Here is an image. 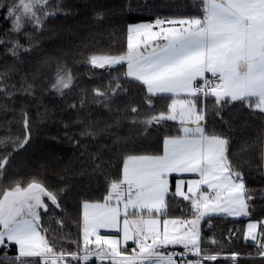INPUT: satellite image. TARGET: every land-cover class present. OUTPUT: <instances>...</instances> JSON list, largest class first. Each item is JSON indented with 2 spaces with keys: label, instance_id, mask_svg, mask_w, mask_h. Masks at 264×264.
Returning <instances> with one entry per match:
<instances>
[{
  "label": "snow or ice",
  "instance_id": "6c2138e0",
  "mask_svg": "<svg viewBox=\"0 0 264 264\" xmlns=\"http://www.w3.org/2000/svg\"><path fill=\"white\" fill-rule=\"evenodd\" d=\"M193 3L195 14L128 24L126 48L87 58L92 69H107L109 76L112 71L119 73L104 88L93 89L91 103L111 110L113 99L132 97L125 110L130 126L146 136L162 135L137 151L112 132L119 120L103 128L86 125L80 131L81 138L96 141L94 153L88 144L78 141L77 146L91 157L92 173L103 177L99 197L83 199L77 206L81 242L71 240L70 234L58 236L66 227L63 214L69 189L51 188L35 176L26 182L15 179L11 171L31 139L29 108L23 99L17 108V98L36 92L35 76L32 80L16 76L15 65L34 51L33 33L42 32L57 13H67L61 0L55 6L52 0H0V10H6L4 19L11 21L0 45L13 60L0 70V110L11 113L18 125L15 135L0 136V264L255 261L235 251L221 260L223 247H218L214 235H203V230L207 224L213 231L215 214L250 219L254 190L246 186L244 172L232 159L230 138L209 125L216 119L226 123L224 112L237 106L264 116V0ZM128 9L132 11L131 4ZM103 19L98 12L97 22ZM29 25L31 32L26 31ZM21 36L27 45L21 43ZM73 86L71 69L57 63L54 80L41 87L64 96ZM159 100L168 103L156 111ZM87 103L86 97H80V108ZM102 135L111 143L97 139ZM112 154H118L114 168L105 160ZM259 163L264 165V149ZM174 205L180 216L174 215ZM243 238L251 240L256 255L264 258V220L250 219ZM129 241L134 245L130 251Z\"/></svg>",
  "mask_w": 264,
  "mask_h": 264
},
{
  "label": "trees",
  "instance_id": "16d2710c",
  "mask_svg": "<svg viewBox=\"0 0 264 264\" xmlns=\"http://www.w3.org/2000/svg\"><path fill=\"white\" fill-rule=\"evenodd\" d=\"M55 3L56 0H52V6ZM61 3L67 15L57 13L54 19L46 22L42 32L33 33L34 51L24 55L23 62L15 65L18 70L16 76L27 75L29 80L35 76L36 92L26 99L17 98V108L21 99L29 108L31 139L16 156L11 171L15 179L25 182L35 176L51 188L67 187L70 195L65 202L66 212L63 214L66 227L58 236L70 234L71 240L82 242L76 223L77 206L83 199L99 197L103 177L92 173L91 157L86 153L82 154L77 142L90 145L91 153L97 150L98 145L91 138H81L80 131L86 125L103 128L109 124L114 125L119 120V127H114L112 132L125 138L129 148L137 151L142 147L147 148L155 142L157 135H162L153 132L151 136H146L139 129L130 126L125 110L130 106L132 97L113 99L111 110L91 103L93 89L104 88L112 76L119 73L112 71L109 76L107 69H92L87 58L92 53L116 54L126 48V26L130 23L148 22L157 17L178 18L180 14H195L192 9L197 5L193 0H61ZM129 4L132 5L131 12ZM98 12L103 13L102 23L96 20ZM5 15L6 10H0V37L11 28V21H6ZM26 31L31 32L30 25L26 27ZM20 40L27 45L23 36ZM57 63L66 65L74 76V86L64 96L55 93L50 87H41L54 80ZM12 64L11 56L6 55L4 47L0 45V70L5 65ZM82 96L89 103L80 108ZM166 103V100L157 101L156 111L163 109ZM72 104H76L77 108L72 109ZM223 119L226 123L216 119L214 125L210 124L209 127H215L230 138L232 159L244 172L246 186L254 190L250 219L264 220V165L259 163L264 149V116L237 106L226 110ZM209 120H212L211 114ZM8 121H13L12 114L0 110V136L16 134L18 125L15 121L9 125ZM97 139L111 143L107 136L102 135ZM105 160L114 168L118 162V154L106 156ZM249 161L251 164L247 163ZM173 207L174 215L180 216L181 211L175 205ZM183 207L182 204L179 206L180 209ZM184 212L187 214L186 209ZM250 219L213 215L212 232L204 224L203 235H214L218 247L222 246L224 249L220 255L221 260L233 251L240 253L241 258L249 255L255 257L254 262L245 260V264H260L261 259H264L256 255L253 243L244 241L243 231ZM52 227L56 226L53 224ZM64 243L65 247L69 246V241L65 240ZM131 247L129 246V251ZM71 249H76L74 243L71 244ZM225 264L230 262L225 261Z\"/></svg>",
  "mask_w": 264,
  "mask_h": 264
},
{
  "label": "rangeland",
  "instance_id": "374dc122",
  "mask_svg": "<svg viewBox=\"0 0 264 264\" xmlns=\"http://www.w3.org/2000/svg\"><path fill=\"white\" fill-rule=\"evenodd\" d=\"M215 215H224V214H215ZM226 216V215H225ZM228 217H232V218H241V217H235V216H228ZM252 222H255V220H251ZM250 220H248L245 224V228H244V231L246 230V226H247V223H249ZM245 241V240H244ZM247 243H253L251 240H248V241H245ZM132 244L131 241H129V245ZM98 263V262H97ZM106 263V262H105Z\"/></svg>",
  "mask_w": 264,
  "mask_h": 264
},
{
  "label": "crops",
  "instance_id": "0c3cea01",
  "mask_svg": "<svg viewBox=\"0 0 264 264\" xmlns=\"http://www.w3.org/2000/svg\"><path fill=\"white\" fill-rule=\"evenodd\" d=\"M163 19V18H162ZM189 178H198V177H195V176H190ZM175 183V181H174V179H173V184ZM103 231H105V230H102V232ZM128 246H134L133 244H130V245H128ZM130 250H131V248H130ZM105 264H107V262L105 263Z\"/></svg>",
  "mask_w": 264,
  "mask_h": 264
},
{
  "label": "built area",
  "instance_id": "2783aa9c",
  "mask_svg": "<svg viewBox=\"0 0 264 264\" xmlns=\"http://www.w3.org/2000/svg\"><path fill=\"white\" fill-rule=\"evenodd\" d=\"M98 264V263H97Z\"/></svg>",
  "mask_w": 264,
  "mask_h": 264
}]
</instances>
